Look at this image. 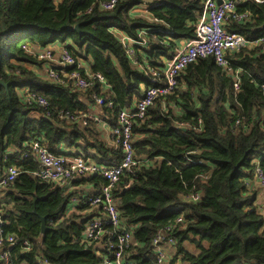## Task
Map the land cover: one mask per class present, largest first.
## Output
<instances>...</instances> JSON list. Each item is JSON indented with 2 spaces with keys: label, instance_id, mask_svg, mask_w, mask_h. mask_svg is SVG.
I'll return each instance as SVG.
<instances>
[{
  "label": "trees",
  "instance_id": "obj_1",
  "mask_svg": "<svg viewBox=\"0 0 264 264\" xmlns=\"http://www.w3.org/2000/svg\"><path fill=\"white\" fill-rule=\"evenodd\" d=\"M99 1L0 0V80L7 84H0V173L5 164L19 169L0 190V208L6 229L18 238L9 248L14 264H38L39 255L50 264H103L104 248L83 241L87 206L65 212L73 195L98 193L107 180L98 173L63 185L42 180L33 174L38 163L22 157L18 148L37 136L55 153L117 164L122 151L111 134L104 138L92 117L81 125L60 118L59 110L80 117L94 105L92 113L115 126L118 110L132 106L151 83L144 65L161 69L180 40L194 36L202 9L199 0H145L147 15L141 16L130 9L143 0H118L110 10L100 9ZM236 8L250 17L229 20L225 27L248 37L264 36V0H236ZM76 23L79 31L73 28ZM115 29L133 39L134 56L143 68L126 53ZM55 42L66 44L91 72L102 74L108 87L101 93L112 100L113 109L92 100V91L100 92L103 83L95 80L92 89L81 90L42 72L49 60L38 53ZM226 56L238 70L237 88L234 73L212 56H200L179 72L170 93L155 98L143 119H134L136 164L111 190L119 228L131 230L124 255L134 264L154 263L152 237L173 223L176 243L167 264L178 258L186 264L264 263V215L256 202L258 190L249 184L256 165L264 168V49L245 46ZM21 91L41 94L48 103H28ZM191 193L199 198H184ZM40 216H46L49 227L44 234ZM178 216L182 219L176 222ZM24 240L29 249L22 248Z\"/></svg>",
  "mask_w": 264,
  "mask_h": 264
},
{
  "label": "built area",
  "instance_id": "obj_2",
  "mask_svg": "<svg viewBox=\"0 0 264 264\" xmlns=\"http://www.w3.org/2000/svg\"><path fill=\"white\" fill-rule=\"evenodd\" d=\"M199 1L202 4V9L195 24L194 36L181 39L174 52L164 59L161 69L145 64L144 66L147 68L149 81L151 82L150 85L144 87L143 94L138 100L133 102L132 106L118 110L116 125L111 128L110 132L114 142L122 151L121 158L117 164L106 166L80 154L55 153L42 138L37 136L25 140L22 146L18 148V154L22 157H31L38 163L39 166L33 171V174L42 180L63 185L76 177L90 176L95 173L101 174L107 180V184L102 185L98 193L73 195L65 212V215H68L69 212L78 209L79 204L87 206L84 210L88 213L83 224V241L87 245L93 246L96 250L104 248L103 264H134L126 259L124 255V251L131 241V230L124 226L121 229L119 228L121 222L119 211L116 206V200L111 193L112 185L119 179L121 174L130 170L136 164L133 146L134 119H143L147 107L154 102L156 97L170 93L177 84L179 72L197 57L212 56L218 66L230 73H234L236 78L234 86L237 88L238 70H233L228 65L226 54L245 46L262 45L264 49V36L248 37L238 32L229 31L225 27L229 20L244 21L250 17L248 11H237L236 0ZM117 2L118 0H100L98 7L103 10H110L116 6ZM140 4H143L142 6L147 11L145 0ZM90 10L91 7L86 11L89 12ZM114 31L118 34L126 53L138 64L139 68H143V65L136 61L134 56V50L131 46L133 39L125 33L117 31V29ZM143 33V30L139 32L140 35ZM54 44L47 45L38 53L39 58L49 60L48 65L44 67L43 72L45 75L54 82H70L73 87L81 90L92 89L95 86V80H97V82L103 83V86H100V92L92 91V100L95 105L113 109L112 100L101 93L108 87L107 84L105 85V79L102 74L91 72L84 60L75 58L66 47V44L59 43L57 48ZM157 76L161 77V81H159ZM23 94V100L28 103L36 102L43 107L48 103L47 99L41 94L33 92ZM58 115L60 118L71 121L76 120L81 125H86V118L90 117L97 122L102 120L100 115L91 112L78 117L71 112L60 109ZM238 122L239 120H236V124ZM13 150H16V148H10V151ZM7 154V152L4 154V159L7 158ZM18 173L19 169L15 164H5L0 173V190L9 186ZM252 180L261 188L262 199L259 202V208L260 213L264 215V168L259 164L254 169ZM128 186L129 184L126 187ZM184 198L197 200L199 194L191 193L190 195H185ZM181 219L182 217L178 216L175 221L178 222ZM7 224L8 220L4 217L0 208V261L2 264H14V256H12L9 248L17 242L18 238L6 229ZM176 225L177 223L168 224L160 228L152 237V250L155 256L153 264H167L170 251L174 250L176 243L173 236ZM21 246L23 249H29L30 242L24 240ZM37 262L38 264H50L42 255L37 257Z\"/></svg>",
  "mask_w": 264,
  "mask_h": 264
},
{
  "label": "crops",
  "instance_id": "obj_3",
  "mask_svg": "<svg viewBox=\"0 0 264 264\" xmlns=\"http://www.w3.org/2000/svg\"><path fill=\"white\" fill-rule=\"evenodd\" d=\"M58 44H59V42H55L54 46L57 48ZM90 106H91L90 110H92L91 111V113H92L93 111L96 110V106H94V105H90ZM101 119L102 120L98 121L97 124H98L100 130L102 131L104 138L109 140V139H111V135H110L111 127L108 125L107 121L102 118V116H101ZM63 149H65L67 151V149L65 147H63ZM249 184H251L252 186H254L258 190L257 201L260 202L262 199L261 188L253 180H250ZM81 187L83 188L84 191L87 189H91V187L89 185H85V186L81 185ZM76 188H78V187H76ZM194 250H196V248L193 249V247L191 246V251H194ZM171 252H172V250L170 251V253ZM172 264H186V263L184 261H182L180 258H178Z\"/></svg>",
  "mask_w": 264,
  "mask_h": 264
},
{
  "label": "water",
  "instance_id": "obj_4",
  "mask_svg": "<svg viewBox=\"0 0 264 264\" xmlns=\"http://www.w3.org/2000/svg\"><path fill=\"white\" fill-rule=\"evenodd\" d=\"M73 28L77 31H79V24L76 23ZM0 84L4 85L5 87H7L6 83H3V81L0 80ZM40 221H41V233L44 234L46 232V230L49 229V227L46 224V216H40Z\"/></svg>",
  "mask_w": 264,
  "mask_h": 264
},
{
  "label": "rangeland",
  "instance_id": "obj_5",
  "mask_svg": "<svg viewBox=\"0 0 264 264\" xmlns=\"http://www.w3.org/2000/svg\"><path fill=\"white\" fill-rule=\"evenodd\" d=\"M143 4L140 5H136V7L131 9V14L134 15H141V16H146L147 15V11L145 10V7L142 6ZM258 202V201H256ZM259 203V202H258Z\"/></svg>",
  "mask_w": 264,
  "mask_h": 264
}]
</instances>
